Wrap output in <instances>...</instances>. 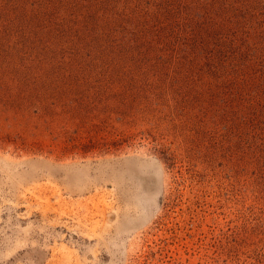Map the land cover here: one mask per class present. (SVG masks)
Returning a JSON list of instances; mask_svg holds the SVG:
<instances>
[{
	"label": "rangeland",
	"instance_id": "1",
	"mask_svg": "<svg viewBox=\"0 0 264 264\" xmlns=\"http://www.w3.org/2000/svg\"><path fill=\"white\" fill-rule=\"evenodd\" d=\"M0 264H264V0H0Z\"/></svg>",
	"mask_w": 264,
	"mask_h": 264
},
{
	"label": "bare ground",
	"instance_id": "2",
	"mask_svg": "<svg viewBox=\"0 0 264 264\" xmlns=\"http://www.w3.org/2000/svg\"><path fill=\"white\" fill-rule=\"evenodd\" d=\"M99 202H101V203L103 204V205H102V211H101V217H102V219H103V220L108 219V217H109L110 215H109V212L106 211L105 209H106L107 207L112 209L111 205H109V203H105L103 199L99 200ZM96 205H98V203L95 204V206H96ZM135 209H136V215H138V213H140V210H139L138 208H135ZM104 214L106 215V217L104 216ZM102 219H101V220H102Z\"/></svg>",
	"mask_w": 264,
	"mask_h": 264
}]
</instances>
